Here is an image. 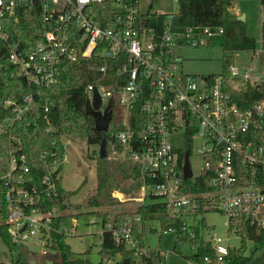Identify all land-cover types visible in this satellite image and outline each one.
I'll use <instances>...</instances> for the list:
<instances>
[{"label":"built area","instance_id":"obj_1","mask_svg":"<svg viewBox=\"0 0 264 264\" xmlns=\"http://www.w3.org/2000/svg\"><path fill=\"white\" fill-rule=\"evenodd\" d=\"M33 1L0 0V48L6 47L17 74L26 79L30 88L21 101L7 99L4 102L13 116L0 124V132L16 121L34 125L43 117L47 130L53 129L46 114L48 101L43 102L38 96L42 88L58 82L64 61L82 63V58L96 56L103 62L102 72L108 70L110 61H120L116 82L90 83L85 91L92 103L94 91L98 90L102 112L111 101L114 113L115 96L123 107L118 119L124 129L116 133L122 149L114 147L108 157L137 165L142 184L140 194L132 200L144 204L148 199H159L173 215L183 217L195 216L198 198L205 197L210 200L205 208L223 213L228 229L237 222L264 228V135L258 141L254 136V132L264 126V97L249 106H239L226 86L223 72L196 75L180 68L184 59L179 51L181 46H212L214 38L224 34L223 26L194 25L178 30L174 27V17L179 9L142 11V0H40L42 34L33 50L26 52L10 41L5 20L18 19V8ZM174 1L179 5V0ZM148 12L165 16L160 31L147 24L144 14ZM229 70L232 88H235L231 83L234 76H240L245 85H264V79L251 73V68L241 70L232 64ZM142 76L148 79L150 91L142 104L146 119L136 131L130 128L129 120L146 82ZM196 139L202 141L196 154L202 157L203 166L195 175L190 162L192 175L185 177L186 153L189 152L190 161L192 143ZM63 148L60 160L55 152L50 154L51 162L48 151L41 153L40 158L48 169L42 177V188L32 190L21 185L24 174L30 170L27 156L10 152V169L5 174L0 173V209L4 192L8 203L6 224L17 244L36 235L47 240L53 229L52 222L62 213L57 206L44 210L42 205L45 197L56 194L57 181L62 179L59 167L64 166L67 155L64 141ZM239 162L246 169H239ZM212 166H215L212 190L188 191L182 176L194 183ZM2 183L6 185L5 190ZM112 195L125 200L123 193L115 189ZM141 222V215L136 214L103 226L134 250L136 264H144L142 256L150 250L139 246L135 235V228ZM73 223L68 233L77 226L75 219ZM187 227L184 220L183 229ZM211 242L217 252L215 263L224 264L223 257L229 246L220 236ZM205 261L212 263L208 257Z\"/></svg>","mask_w":264,"mask_h":264},{"label":"trees","instance_id":"obj_2","mask_svg":"<svg viewBox=\"0 0 264 264\" xmlns=\"http://www.w3.org/2000/svg\"><path fill=\"white\" fill-rule=\"evenodd\" d=\"M234 0H179L178 13L174 17V27L183 30L186 27L194 25L203 26H223L224 34L216 36L213 45H221L224 51L234 50H256L258 40L249 35L241 19L234 16L231 12ZM264 5V0H260ZM18 19L14 17L7 18V32L10 35V41L16 43L26 52H31L41 37V19L42 4L40 0H34L24 6H20L17 11ZM147 24L154 26L158 31L162 28L165 18L163 15L148 12L144 14ZM262 46L264 47V26L261 31ZM212 45V46H213ZM103 62L93 56L92 58H82V63L64 61L62 64L61 75L58 82L50 87L41 89V95L38 96L41 101H48L49 110L46 112L53 126V129L47 130L46 118L40 119L37 124L27 125L22 121H16L10 125L6 131L0 132V173L5 174L10 169V152L25 154L28 159L30 170L24 175L23 187L32 190L34 187L42 188V177L47 171L46 164L41 160L40 155L44 151L49 152V161L51 155L56 154L57 159H61L64 154L63 136L81 135L86 137L90 144L100 145L103 138L107 137V152L111 155L113 148L122 149V145L116 138V133L124 129L120 119L112 114L109 127L106 131H98L94 128V118L86 112L88 95L85 91L90 83L110 84L119 79L117 67L119 62H112L106 72L100 70ZM234 64V58L231 55L223 56V74L225 83L232 94L233 100L242 107L262 99L264 97V85L247 84L241 89H235L230 86L231 78L230 66ZM145 85L141 88V93L130 114V128L138 131L144 123L146 117L142 112V104L148 96L150 86L148 79L142 76ZM29 85L23 76L17 74V67L11 63L8 58L6 47L0 48V124L5 119L13 116L9 107L4 105L7 99L21 101L29 93ZM264 135V126L254 132L255 140H259ZM11 136L16 137L15 140ZM21 143V144H20ZM239 169H246L241 162L238 163ZM215 166L206 170L201 176L192 183L182 176L183 183L188 191L203 193L212 190V176ZM63 167H59L62 172ZM96 192L87 200L86 205L91 208L107 206L120 202L112 196V190L120 187L122 180H130L127 186H121L124 193L129 197H136L140 190L142 181L140 172L136 164L130 161L114 160L110 164L109 157L101 158L100 153L96 163ZM15 181H12L14 183ZM84 185V181L76 190H67L62 185V179L57 181L56 194L44 198L42 205L44 210L57 206L61 214L52 222L53 229L47 239L46 245L59 251L62 264H91L88 258L75 256L70 244L66 241L68 231L73 228V220L77 214L72 209L79 205L71 201ZM6 186L2 183V190ZM4 192H2L0 209V236L8 246L11 253L18 248L7 228L6 217L8 212V203L5 201ZM210 200L201 197L198 198V207L195 209V216L202 215L198 219V225L194 227V235L184 230V220L180 215H173L165 202L159 199H152L147 203L139 204L133 211H120L110 218L107 211L93 210L102 219V225L108 222H119L128 216L141 215L142 222L136 226L135 235L139 241V246H145L144 226L148 220H157L163 231L176 230L178 238L187 240L195 248V252L190 259L197 264H207L205 257H208L212 263L217 260V252L211 242L201 234V226H207L204 213L208 210L205 206ZM241 237V246L228 247V253L224 255V264H264V228H258L245 222H237L232 228ZM154 231V229H151ZM248 241H254L258 246L251 254H246ZM101 253L102 260L97 264H103L114 258V264H136L137 256L133 249L126 247L124 241L117 239L114 233L104 229L101 234ZM106 254V256H104ZM119 256L116 258V256ZM159 255L157 251L149 250L142 259L144 264H149L155 256ZM0 264H7L0 262ZM12 264H18V261ZM106 264V263H105Z\"/></svg>","mask_w":264,"mask_h":264},{"label":"rangeland","instance_id":"obj_3","mask_svg":"<svg viewBox=\"0 0 264 264\" xmlns=\"http://www.w3.org/2000/svg\"><path fill=\"white\" fill-rule=\"evenodd\" d=\"M141 8L142 11L171 12L178 9V4L174 0H142ZM231 12L238 18L243 16L242 22L247 33L258 40L257 49L224 51L221 45L195 47L186 44L179 49L184 58L180 62V68L184 72L196 75L219 74L223 71V56L228 54L233 56L234 64L241 70L251 68V73L264 79V47L261 37L264 26V5L260 3V0H234ZM231 83L238 89L245 85L240 76H234ZM114 102V113L118 119V113L123 110V107L119 103L118 96L114 97ZM63 141L66 143L67 151L62 170L63 187L67 190H76L84 181L82 188L71 198L74 204L79 205L72 209L77 214V218H75L77 226L73 232L68 234L66 241L70 244L75 256L88 258L91 264H97L103 258L101 233L104 227L101 217L90 213V211H107L110 218H113L117 212L135 210L140 203L132 200L135 197H129L124 193L121 186H127L130 180H122L121 186L114 189L123 193L124 201L114 197L120 202L99 207V209L88 207L86 205L88 198L96 192V163L100 145L90 144L86 137L81 135H65ZM201 143L200 139H196L192 143L190 162L195 175L200 172L203 166L202 157L196 154ZM109 160L111 164L115 159L109 157ZM139 194L138 192L137 196ZM150 200L152 199H148L147 202ZM204 217L207 226H201L200 229L205 239L214 242L215 237L220 236L227 246H241V237L228 229L227 218L223 213L217 210H208L204 213ZM201 218L202 215L183 216L188 226V232H194V227L198 225V219ZM144 237L145 246L150 248V251L159 253L149 264H195L190 259L195 248L189 241L178 238L176 230L163 231L157 220H148L144 226ZM48 240L41 235L33 236L27 242L18 244V248L11 253L0 237V260L7 264L16 261L18 264H62L59 251L46 245ZM257 246L256 242L248 241L246 254H251ZM118 257L117 255L116 258ZM102 263L114 264V261L108 260L102 261Z\"/></svg>","mask_w":264,"mask_h":264},{"label":"water","instance_id":"obj_4","mask_svg":"<svg viewBox=\"0 0 264 264\" xmlns=\"http://www.w3.org/2000/svg\"><path fill=\"white\" fill-rule=\"evenodd\" d=\"M239 19L243 20V16ZM111 101L108 103L104 112L100 110L101 107V96L97 89L94 91V99L92 103L89 101L86 104V112L94 118V128L98 131H106L109 127L110 121L112 119L113 109L111 107ZM100 157L108 158L107 152V137L105 136L100 144ZM184 175L185 177H191L192 169L189 161V152L186 153L185 165H184ZM106 256V254L104 255Z\"/></svg>","mask_w":264,"mask_h":264},{"label":"crops","instance_id":"obj_5","mask_svg":"<svg viewBox=\"0 0 264 264\" xmlns=\"http://www.w3.org/2000/svg\"><path fill=\"white\" fill-rule=\"evenodd\" d=\"M1 237V236H0ZM2 239V238H1ZM2 241H3V239H2ZM4 242V241H3ZM0 262H3L2 260H0ZM194 262V261H193Z\"/></svg>","mask_w":264,"mask_h":264}]
</instances>
